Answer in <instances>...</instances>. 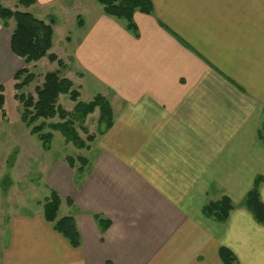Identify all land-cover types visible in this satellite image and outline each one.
<instances>
[{"label": "crops", "instance_id": "obj_1", "mask_svg": "<svg viewBox=\"0 0 264 264\" xmlns=\"http://www.w3.org/2000/svg\"><path fill=\"white\" fill-rule=\"evenodd\" d=\"M18 1L9 9L58 2ZM150 1L152 13L133 14L134 29L101 9L76 15L79 31L60 55L52 42L63 76L87 101L104 96L113 122L86 149L81 172L61 161L44 175L81 244L42 213L17 214L4 264H223L221 247L237 264H264V222L243 205L264 177V0ZM13 26L0 18L3 105L17 100L13 75L25 66L10 47ZM222 196L233 205L227 218L205 215Z\"/></svg>", "mask_w": 264, "mask_h": 264}, {"label": "trees", "instance_id": "obj_2", "mask_svg": "<svg viewBox=\"0 0 264 264\" xmlns=\"http://www.w3.org/2000/svg\"><path fill=\"white\" fill-rule=\"evenodd\" d=\"M36 0H19L18 4L28 7L35 3ZM102 5L104 14L109 17L125 20L128 29H134L133 14L136 11L150 14L152 13V4L150 0H97ZM0 18L4 21L12 19L14 26L11 31L10 47L14 54L21 57L25 66L19 69L14 75L16 89H20L29 84L35 77L28 67L32 62H37L46 56L50 62H56L59 69L46 72L43 75L41 85L34 89L35 96L32 94L18 93L17 100L22 105L21 120L29 128V132L41 142L43 150L48 151L51 148L53 139V131H58L66 142H72L79 148L88 149L87 142L94 140L93 134H87L85 141L79 136L75 129V121L80 120V128L82 129V121L92 113L96 108L99 110L97 119L99 128L97 135L106 132L113 122V112L109 101L101 94H96L90 101H81L79 92L74 87L72 81L59 74L60 68L64 66V62L57 57L56 54L49 52L52 46L53 38V18L46 22L35 17L28 11L18 9L12 10L0 6ZM77 24H81L80 18L77 16ZM2 87H0V108L3 106ZM60 95H67L74 102L71 111L65 110L59 103ZM4 116L5 114L2 113ZM57 117L59 121L46 123L47 119ZM40 123H36L39 121ZM103 126L104 128L100 129ZM50 131H45V128ZM264 141V135H263ZM79 163H75V161ZM64 161L67 165L74 169L75 172L82 171L86 158L83 156H65ZM264 181L263 176H256L251 189L246 193L243 199V205L254 215L255 219L264 222V205L259 199V185ZM68 205L72 206L70 200H66ZM61 204L59 194L51 189L50 194L42 203L43 218L47 223L51 224L52 229L65 238L72 247H78L81 244L79 232L76 227L75 219L71 215L58 217V210ZM233 208L230 199L222 196L219 200L208 202L203 208V213L218 221H224L229 211ZM101 231L109 226V221L102 217L94 216ZM219 256L223 264H237L235 257L231 251L225 247L219 249ZM104 264H110L106 262Z\"/></svg>", "mask_w": 264, "mask_h": 264}, {"label": "rangeland", "instance_id": "obj_3", "mask_svg": "<svg viewBox=\"0 0 264 264\" xmlns=\"http://www.w3.org/2000/svg\"><path fill=\"white\" fill-rule=\"evenodd\" d=\"M14 3H17V0H0V6L6 8L13 7ZM101 9L102 5L97 0H58L48 6L36 3L29 11L46 22L53 18L52 52L60 55L65 50L66 38L72 39L79 31L76 15L80 14V18L86 19ZM29 69L35 77L29 84L18 89L17 93H30L35 96L34 89L41 85L43 75L59 68L56 63L50 62L44 56L30 64ZM59 74L63 76L65 72L61 73L60 70ZM80 92L79 99L86 102L90 97L89 93L84 89ZM58 103L67 111H71L74 105L67 95H60ZM21 111L20 101L13 99L12 96H9L0 108V118L3 116L2 113H5L6 117V119L4 117L5 121L0 120V264H4V253L9 248L10 223L13 216L42 213V203L50 194V188L44 183V175L57 163L64 161L65 156L70 155L74 158L87 156L86 149L79 148L72 142H66L58 131L52 132L50 150H43L39 139L31 134L29 128L22 122ZM98 116L99 110L96 108L84 118L82 129L81 121H75V129L84 141L87 134H93L94 139L97 136ZM56 121H59L57 117L47 119L46 123ZM38 123L40 120L34 124ZM102 128L104 127L101 126L100 129ZM45 131L50 129L46 127ZM87 143L91 144V142ZM75 163H78L77 160Z\"/></svg>", "mask_w": 264, "mask_h": 264}]
</instances>
